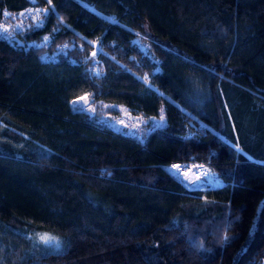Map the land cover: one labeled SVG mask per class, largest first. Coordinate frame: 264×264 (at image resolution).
I'll return each instance as SVG.
<instances>
[{
  "label": "trees",
  "instance_id": "trees-1",
  "mask_svg": "<svg viewBox=\"0 0 264 264\" xmlns=\"http://www.w3.org/2000/svg\"><path fill=\"white\" fill-rule=\"evenodd\" d=\"M0 21V264H264V0H0Z\"/></svg>",
  "mask_w": 264,
  "mask_h": 264
},
{
  "label": "built area",
  "instance_id": "built-area-1",
  "mask_svg": "<svg viewBox=\"0 0 264 264\" xmlns=\"http://www.w3.org/2000/svg\"><path fill=\"white\" fill-rule=\"evenodd\" d=\"M31 9H27V12H30ZM17 24H6L2 21H0V36L4 38H9L13 36L14 32L16 31ZM86 96V95H84ZM80 98V97H78ZM85 105L84 102H81L78 104V106L83 107ZM122 120V119H121ZM117 121V120H116ZM120 121H117L113 123L112 129L119 133H124V130L121 128V125H119ZM131 130H135L133 126H130ZM129 132V131H127ZM127 134V133H124ZM131 134V133H130ZM133 135V133H132ZM174 165H180V168L173 167ZM185 169H182V168ZM167 169L180 178L183 182L193 185V186H200L202 182L209 176V167L206 162L203 161H183V162H177L170 164Z\"/></svg>",
  "mask_w": 264,
  "mask_h": 264
},
{
  "label": "rangeland",
  "instance_id": "rangeland-1",
  "mask_svg": "<svg viewBox=\"0 0 264 264\" xmlns=\"http://www.w3.org/2000/svg\"><path fill=\"white\" fill-rule=\"evenodd\" d=\"M163 43L166 44L165 42H163ZM141 47L144 50L146 49L145 45H141ZM81 102H84L85 105H86L87 104V96H81L80 98H77V99L73 100L72 101L73 108L80 107V106H78V104L81 103ZM127 118H126V120L125 119H122V120L119 119L117 121H120L119 125H121V128L124 130V133H127V134H130V133L132 134L133 133V134H135L136 133L135 130H131L130 126H133L135 129L139 130L142 127L141 126L142 123H141L139 118H136V117H129L128 119ZM117 121L115 120L113 123H115ZM113 123H112V126H113ZM127 131H129V132H127ZM182 169H185V168L183 167ZM219 183H220L219 179H217L214 176V174L209 171L208 178H206L204 180V182H202L200 185L209 184V185H212V186H218ZM185 184L188 187H194L193 185H190V184H187V183H185ZM30 237H31L32 241L34 242V244L40 246L43 249H51V250L54 249V250H57V249H60L62 247L61 238L58 235L50 233V232L35 231V232L30 234ZM41 237L50 238V242L49 243H45L43 240H41Z\"/></svg>",
  "mask_w": 264,
  "mask_h": 264
},
{
  "label": "snow or ice",
  "instance_id": "snow-or-ice-1",
  "mask_svg": "<svg viewBox=\"0 0 264 264\" xmlns=\"http://www.w3.org/2000/svg\"><path fill=\"white\" fill-rule=\"evenodd\" d=\"M49 2H50V0H49ZM173 167L179 169L180 168V165H174ZM41 240H43L45 243H49L50 242V238H47V237H41Z\"/></svg>",
  "mask_w": 264,
  "mask_h": 264
},
{
  "label": "water",
  "instance_id": "water-1",
  "mask_svg": "<svg viewBox=\"0 0 264 264\" xmlns=\"http://www.w3.org/2000/svg\"><path fill=\"white\" fill-rule=\"evenodd\" d=\"M12 40H16V38L14 37ZM21 45V44H20Z\"/></svg>",
  "mask_w": 264,
  "mask_h": 264
},
{
  "label": "crops",
  "instance_id": "crops-1",
  "mask_svg": "<svg viewBox=\"0 0 264 264\" xmlns=\"http://www.w3.org/2000/svg\"><path fill=\"white\" fill-rule=\"evenodd\" d=\"M219 185H220V183H219Z\"/></svg>",
  "mask_w": 264,
  "mask_h": 264
}]
</instances>
